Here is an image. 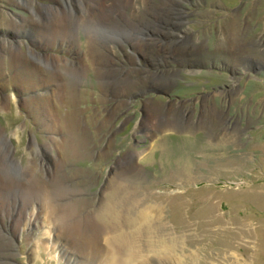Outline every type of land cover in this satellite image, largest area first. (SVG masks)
Listing matches in <instances>:
<instances>
[{
    "label": "rangeland",
    "instance_id": "rangeland-1",
    "mask_svg": "<svg viewBox=\"0 0 264 264\" xmlns=\"http://www.w3.org/2000/svg\"><path fill=\"white\" fill-rule=\"evenodd\" d=\"M23 1L0 0V135L15 164L0 176V264H107V236L118 233L117 254L131 264H264V0H137L113 16L119 29L90 28L102 37L94 68L111 85L95 72L79 80L71 159L60 148L72 137L61 126L70 108L34 104L51 91L59 101L69 77L41 65L55 83L17 86L21 66L7 59L21 52L40 65L30 55L44 54L86 69V45L54 41L52 30L57 9L82 10V0ZM113 182L127 200L109 232L98 212ZM44 199L59 216L77 208L87 238L53 231Z\"/></svg>",
    "mask_w": 264,
    "mask_h": 264
},
{
    "label": "bare ground",
    "instance_id": "bare-ground-1",
    "mask_svg": "<svg viewBox=\"0 0 264 264\" xmlns=\"http://www.w3.org/2000/svg\"><path fill=\"white\" fill-rule=\"evenodd\" d=\"M22 1L23 0H21V2ZM82 1L79 5L82 10H78V8H76L73 4H67V3H66V8L69 11L66 12V10L64 8L57 9V10H60V12L58 13V19H56V22H55L56 28H53L52 30L55 31V40L54 41L60 40V41H63V43H65L64 41H67L70 44H72V42L75 43L76 37H78L80 46L86 45L85 58H84L86 60V63H87L86 69L79 67L80 65L79 66L73 65V63L68 62V61H64L62 58L60 59L59 57H58V60H55L59 65H55L52 60H49V59L45 60L44 54H41V55H37V54L32 55L31 54L30 55L33 58L32 61L37 60V62L40 65H37V63L36 64L31 63V61L29 62L27 54L21 53V52H19V55L17 54L18 53L17 52V53H15L14 56H10L9 59H7L9 65L10 64L14 65L16 63V64L21 66L20 67L21 71H19L17 74L20 77L19 80L22 83L17 82L16 83L17 86L18 85H22V86L23 85L24 86L25 85L26 86L27 85L28 86H30V85L34 86L35 85L36 88L47 87L50 84L55 83L57 76L63 77V75L65 74L69 77L70 83L69 82L68 83L71 84L70 87L67 86L69 88V90H67L66 87L64 88V93L65 92H68V93H66L62 98H60L59 101L53 100V98H51V97H47L48 94L52 93V96H53V93H54V91H51L50 93L49 92L45 93L46 91L49 90V88H47L44 92L45 94L42 96L40 95L41 97L37 96L35 98V102H34V104L36 103V106H35L36 108H38V107L42 108L44 106V109H46L48 111H50V109H48V107H46V106H48V104L50 103V100H51V102L54 101L55 104L57 105V107H59V108H63V107L65 109L70 108L71 112H68V110H67L65 116L62 117V118H64V121H63L61 126H62V128L69 130V132H72L73 138L70 137L68 145H65L63 149H62V146L60 147L61 151L65 155V158H68V159L73 158L76 153H77V155H79V152H77V151L75 152L73 150V148H75V147H73L74 145L72 146L73 139H74V141H77V138H76L77 134L76 133H77L78 127L80 126V124H79L80 121L78 119H74V116H76L77 114L79 116V113H78L79 110L75 109V106L80 102L79 97L78 98L76 97V92L79 89H81L80 87L82 84V83H79V80H85L86 76L90 72H95L96 77H98L99 79H103L102 80L103 85H104L106 90H107L108 86L111 85V83H109V81H108V78H106L105 73L103 72V74H102V69L96 70L95 69L96 67L94 68V64L92 62V48L94 47V45H97V43H99L102 40V37H97L96 34L90 35V28L94 32H100V31H106V30L113 31L114 29H119L120 26L119 25L116 26V25L118 23H121V22L116 21V20H118L117 18H116V20H113V16L117 17L118 14L116 15V12L125 13L127 11V9H129V7H132L134 2L137 0H134L133 2H132V0H108V2L112 1L110 9H108L105 6H104V8L101 7L102 4H100V2L103 0H90L88 4L85 2H82ZM22 3L26 6H29V8L33 9L35 17H37L38 21L40 23H42L41 22L42 15L40 13H38V11L35 8L31 7V4L30 3L28 4L27 1H23ZM99 5H100L101 9L98 11L95 8ZM93 11H95V14H96V17L94 16L95 18L93 16H91V13ZM124 15L126 16L127 14H124ZM89 21H91L93 24L89 23ZM106 23H107V25L111 24V26L107 27ZM13 26L17 27V28L22 27V26H18L17 24H15ZM85 26H87L89 29H86ZM49 29H51V28L46 29V31H45V33L42 36L41 41H40V42L44 41L45 46H47V40H46L47 35L51 36ZM83 31H85V37H87L86 41L83 40L85 42V44H84V42L82 43V39L80 37V33H82ZM103 35H104V33H103ZM98 58H100V57H98ZM96 59H97V57H96ZM0 63H2V62H0ZM29 63H31L32 65H30ZM41 65H44V66L46 65L53 72V74L55 76L56 75L57 76L55 77L52 74H47L44 71V68L41 67ZM84 65H85V63H84ZM99 66H101V65H99ZM15 70H17V69H15ZM1 71H3V70H1ZM14 77H15V75L13 76V78L11 77L12 79H8L6 81V84H8V83L10 84L11 81H15L16 78L14 79ZM42 98H43V100L41 101ZM40 102H41V105H42V103L44 105L40 106ZM7 107L8 106L5 103H3V104L1 103L0 104V113L3 111H6ZM57 110L59 111V109H57ZM40 116H42V115H40ZM77 137H79V136H77ZM71 139H72V141H71ZM8 143H10V140L7 138L3 139L0 135V173H1L0 176H2V177H3V175H6V173H4V172H6L7 170H11L13 168V166L15 165V164H12L11 162L8 163V158L13 159V157H11V154L10 155L8 154L10 149H7V152L5 150L6 145H4V144H8ZM77 143L79 144L80 142L78 141ZM80 146H81V144H80ZM66 154H67V156H66ZM11 159H10V161H11ZM7 173H9V172H7ZM122 186H123L122 184L120 185L118 183L113 182V187H112L113 189H112L111 193H109L107 203L104 205L105 209L103 208L100 212H98L100 219L104 218L103 213H105L106 216L108 217L107 222H109V224H110V225L108 224L109 225L108 226L109 232L111 230H115L118 228V226H119L118 221L119 220L117 221L116 219H117V217L120 218L121 213H119V211H116V208L118 206H122V205H120V203L122 201L125 202L127 200L126 197H123V200L120 201L121 198L119 196H120L121 192L119 190L123 189ZM59 190H63V187L61 186V188ZM118 197H119V199H118ZM44 203L47 206L46 207V211H47L46 215H47V218L49 219V221H51V223L53 225V228H52L53 231H55V229H59V232H62V231L64 232V231L69 230L73 235H75V237H79V239L87 238V236H85V234H84L85 230L83 229V228H85V227H83V225H85V224H84V222H81L80 218L78 219L79 213L77 212V208L73 207V208H71L70 211L68 210L67 214L63 213L62 216H59V210L56 206L52 205L51 199H44ZM28 209H30V208L28 207ZM33 215H35L34 209H33ZM142 215H143V217L146 218L145 212ZM99 218H97V219H99ZM129 221H130V223H134L132 220H129ZM31 223H32V220H29L28 222H26L24 229H26V226L31 227ZM104 223H106V222H104ZM95 231H96L95 229H92V230L90 229V232L94 233ZM62 234H64V233H62ZM107 237H108V239L111 240L110 243H112V247L115 246L113 249L114 253L111 255V257L107 255L110 258L109 261L111 260L110 262H107V264H131L133 257L130 260L128 258H125L124 260L121 261V258H122L121 255L122 254L121 255L117 254V251L120 252L118 250L117 243L123 242L125 240L124 239L125 236H123L121 233H118V234L114 235L113 237H110V236H107Z\"/></svg>",
    "mask_w": 264,
    "mask_h": 264
}]
</instances>
